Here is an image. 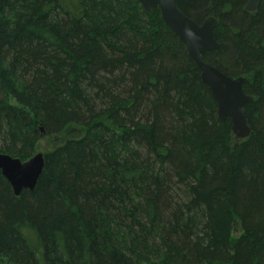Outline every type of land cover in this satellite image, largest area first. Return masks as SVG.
<instances>
[{
  "label": "trees",
  "instance_id": "1",
  "mask_svg": "<svg viewBox=\"0 0 264 264\" xmlns=\"http://www.w3.org/2000/svg\"><path fill=\"white\" fill-rule=\"evenodd\" d=\"M176 0L243 77L238 140L184 43L137 0H0V264H264V2ZM239 230V232H238Z\"/></svg>",
  "mask_w": 264,
  "mask_h": 264
},
{
  "label": "water",
  "instance_id": "2",
  "mask_svg": "<svg viewBox=\"0 0 264 264\" xmlns=\"http://www.w3.org/2000/svg\"><path fill=\"white\" fill-rule=\"evenodd\" d=\"M148 14L160 10L165 26L186 46L188 55L201 73V79L212 93L218 105V117L224 123L230 119L236 139H248L253 130L247 118L246 107L254 98L244 91L243 77L232 78L221 70L204 61L208 53L220 49L221 44L215 37L218 20L207 18L201 24L188 17L177 6L176 0H137ZM264 0H250L248 12H254ZM45 166L44 153H37L30 160L22 162L6 154H0V173L11 185L16 197L23 191L33 192Z\"/></svg>",
  "mask_w": 264,
  "mask_h": 264
},
{
  "label": "rangeland",
  "instance_id": "3",
  "mask_svg": "<svg viewBox=\"0 0 264 264\" xmlns=\"http://www.w3.org/2000/svg\"><path fill=\"white\" fill-rule=\"evenodd\" d=\"M52 145V142L48 139H43L41 142H40V146H39V152L40 153H43L44 150H46L47 148H50ZM239 232V230H238Z\"/></svg>",
  "mask_w": 264,
  "mask_h": 264
},
{
  "label": "flooded vegetation",
  "instance_id": "4",
  "mask_svg": "<svg viewBox=\"0 0 264 264\" xmlns=\"http://www.w3.org/2000/svg\"><path fill=\"white\" fill-rule=\"evenodd\" d=\"M261 4V3H260ZM260 6V5H259ZM259 8V7H258ZM258 8L254 11V12H256L257 10H258ZM254 12H250V13H254Z\"/></svg>",
  "mask_w": 264,
  "mask_h": 264
},
{
  "label": "bare ground",
  "instance_id": "5",
  "mask_svg": "<svg viewBox=\"0 0 264 264\" xmlns=\"http://www.w3.org/2000/svg\"><path fill=\"white\" fill-rule=\"evenodd\" d=\"M219 118V117H218ZM220 121V120H219ZM232 124V123H231Z\"/></svg>",
  "mask_w": 264,
  "mask_h": 264
}]
</instances>
